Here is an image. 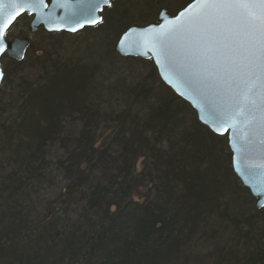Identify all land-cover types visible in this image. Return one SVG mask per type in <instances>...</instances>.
<instances>
[{
    "label": "trees",
    "instance_id": "obj_1",
    "mask_svg": "<svg viewBox=\"0 0 264 264\" xmlns=\"http://www.w3.org/2000/svg\"><path fill=\"white\" fill-rule=\"evenodd\" d=\"M191 1L119 0L106 29H85L82 58L57 37L9 60L0 264H264V214L234 175L226 138L197 121L151 61L114 53L128 28Z\"/></svg>",
    "mask_w": 264,
    "mask_h": 264
},
{
    "label": "snow or ice",
    "instance_id": "obj_2",
    "mask_svg": "<svg viewBox=\"0 0 264 264\" xmlns=\"http://www.w3.org/2000/svg\"><path fill=\"white\" fill-rule=\"evenodd\" d=\"M181 17L152 36L149 50L213 104L216 125L234 127L238 117L251 124L247 105L258 98L264 126V0H199Z\"/></svg>",
    "mask_w": 264,
    "mask_h": 264
},
{
    "label": "water",
    "instance_id": "obj_3",
    "mask_svg": "<svg viewBox=\"0 0 264 264\" xmlns=\"http://www.w3.org/2000/svg\"><path fill=\"white\" fill-rule=\"evenodd\" d=\"M112 1L110 0V4ZM198 4L199 0H192L173 16L168 11L161 10L154 24L128 28L117 40L114 52L123 59L151 61L162 84L193 110L197 121L214 135L226 138L231 169L255 200L256 209L262 210L264 214V126L261 125V114L256 107L260 103L259 99H256L255 104L247 105L257 117L251 124H246L244 117H238L234 127L218 126L213 122V104L189 85L169 63L149 50L148 42L152 36L174 28L180 23L181 14L186 17ZM108 7L103 0H43V3L39 0H0V60L3 56L10 60H23L30 39H5L7 31L22 16L31 17V33L42 29L46 33L74 35L98 26L102 21L103 10ZM2 80L0 67V85Z\"/></svg>",
    "mask_w": 264,
    "mask_h": 264
},
{
    "label": "rangeland",
    "instance_id": "obj_4",
    "mask_svg": "<svg viewBox=\"0 0 264 264\" xmlns=\"http://www.w3.org/2000/svg\"><path fill=\"white\" fill-rule=\"evenodd\" d=\"M113 2H114V0L112 1L111 7L106 9L103 12L102 22L99 26L95 27L96 31H101V30L106 29L107 23H105V20L107 19V15L111 18L112 17L114 18V16H115V19H117L114 12L117 10L120 12L121 10L124 9V6H123L124 4L122 5L121 8H119V6H117V4L119 3V0L115 1V3H113ZM150 16H151V18L155 19L152 23V24H154L156 19H157L156 11H154ZM29 23H30V19L28 17L24 16V17L20 18L16 22V24L8 31V33L5 37L6 40L7 39L10 40L13 38H29L30 39L31 52L28 55L33 58L35 56V54L38 53V51L51 49L53 46V43H55V41L58 37L59 39L62 38V40H66V42L68 43V45H66L67 43L66 44L64 43L63 48H67L66 46L69 47L68 50H65L69 56H74L75 58H82V56L79 53V50H77L76 47H78V45L83 43L84 39H86L87 37L88 38L90 37V33H87V31L83 30V31H81V32H79L73 36L64 34V37H59L57 34H49V33L44 32L43 30H39L36 33H31L29 30ZM144 26H145L144 24H141L140 26H137V27H144ZM121 32H123V31H121ZM49 35H50V37H49ZM70 41H73V42H70ZM90 44L92 47L94 46V42H92ZM69 56H67V57H69ZM9 60L10 59H8L6 57H2V59H1L0 65H1L3 73L8 71ZM27 61H29V59ZM137 65L140 68L143 76H145L149 70V67L148 66L145 67V65H142V63L139 64V62H137ZM157 84H159V83H158V81L155 80L154 85H157Z\"/></svg>",
    "mask_w": 264,
    "mask_h": 264
},
{
    "label": "flooded vegetation",
    "instance_id": "obj_5",
    "mask_svg": "<svg viewBox=\"0 0 264 264\" xmlns=\"http://www.w3.org/2000/svg\"><path fill=\"white\" fill-rule=\"evenodd\" d=\"M110 7H111V6H110ZM110 7H109V8H110ZM107 9H108V8H107ZM105 10H106V9H105ZM105 10H104V11H105ZM102 14H103V13H102ZM21 18H22V17H21ZM19 19H20V18H19ZM19 19H18V20H19ZM29 19H30V21H31V18H29ZM18 20H17V21H18ZM17 21H16V22H17ZM16 22L14 23V25L16 24ZM14 25H13V26H14ZM13 26H12V27H13ZM12 27H11V28H12ZM11 28H10V29H11ZM39 30H42V29H39ZM39 30H38V31H39ZM38 31H37V32H38ZM7 33H8V32H7ZM7 33H6V35H7ZM49 34H50V33H49ZM6 35H5V37H6ZM14 39H17V38H13V39H10V40L7 39V41H12V40H14ZM18 39H21V38H18ZM29 48H30V44H29L28 50H29ZM28 50L26 51V53L28 52ZM25 55H26V54H25ZM4 57H5V56H4ZM6 58H7V57H6ZM13 61H15V60H13ZM16 62H17V61H16Z\"/></svg>",
    "mask_w": 264,
    "mask_h": 264
}]
</instances>
